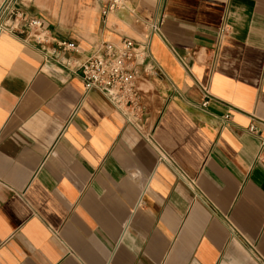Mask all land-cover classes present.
<instances>
[{
  "label": "crops",
  "instance_id": "1",
  "mask_svg": "<svg viewBox=\"0 0 264 264\" xmlns=\"http://www.w3.org/2000/svg\"><path fill=\"white\" fill-rule=\"evenodd\" d=\"M18 8L0 34V264H264V0ZM124 39L136 112L75 73Z\"/></svg>",
  "mask_w": 264,
  "mask_h": 264
},
{
  "label": "built area",
  "instance_id": "2",
  "mask_svg": "<svg viewBox=\"0 0 264 264\" xmlns=\"http://www.w3.org/2000/svg\"><path fill=\"white\" fill-rule=\"evenodd\" d=\"M128 0H99L103 21L108 16L124 8ZM20 0H0V34L19 30L23 12L18 8ZM32 27H41L42 22L33 18L29 21ZM153 33L160 32V23L150 24ZM62 52L75 51L77 45L70 41L59 42ZM146 44H141L139 55L145 54ZM135 42L124 39L120 45L110 41H101L93 52L79 65L75 73L82 78L85 90L99 89L115 107L127 112H136L141 108V91L138 80L142 70L138 64V51H135ZM208 90L205 89L204 105L207 104ZM252 132H257L253 125Z\"/></svg>",
  "mask_w": 264,
  "mask_h": 264
}]
</instances>
